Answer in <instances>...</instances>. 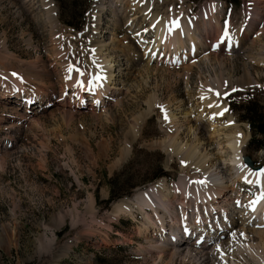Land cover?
<instances>
[{
  "label": "rangeland",
  "instance_id": "1",
  "mask_svg": "<svg viewBox=\"0 0 264 264\" xmlns=\"http://www.w3.org/2000/svg\"><path fill=\"white\" fill-rule=\"evenodd\" d=\"M158 1L161 15L174 8L193 23L210 4H222L215 11L220 31L235 37L241 26L238 44L214 46L212 30L195 53L184 46L174 59L146 11L129 0L102 7L98 0H51L58 30L45 1L0 0V264H256L237 249L248 242L244 231L258 242L260 217L243 220L239 210L259 185L233 183L227 138L238 131L243 166L264 170V148L250 141L264 137L257 127L264 123V60L257 56L264 50V0ZM249 10L260 14L247 30ZM98 64L111 65L112 75L100 99L90 83ZM214 79L224 92L205 88ZM210 91L226 103L225 114H215ZM170 138L196 145L223 175L219 203L235 204L229 220L222 216L226 228L214 222L219 208L201 207L195 221L190 205L176 235L168 217L163 226L147 225L156 214L137 207V195L160 180L166 193H178L182 176L200 173L162 148ZM112 189L121 195L111 199ZM120 200L131 211L117 214ZM59 248L66 252L57 256Z\"/></svg>",
  "mask_w": 264,
  "mask_h": 264
},
{
  "label": "bare ground",
  "instance_id": "2",
  "mask_svg": "<svg viewBox=\"0 0 264 264\" xmlns=\"http://www.w3.org/2000/svg\"><path fill=\"white\" fill-rule=\"evenodd\" d=\"M44 1L46 2L45 8H44L46 11L45 14H47L48 20L51 22L52 28L57 29L59 25H58V21H56L57 19H56L55 8L52 6L51 0H43V3ZM129 1H131V3L130 2L129 3L131 4L130 7H132V9H137V10L139 9L141 12L143 11V13L144 11H146L145 14L148 17L147 19H149V23L151 24L154 23L153 31H154V35L156 39L160 42L162 41L163 45L166 46V48L171 52L170 54L168 52V55L170 58L172 57V55L174 59L177 57H180L178 56L179 51L184 46H188L189 50H191L192 53H195V50L198 48L200 43L206 44L207 37L210 36L211 33H213L212 30L215 31V34H216L215 39H214V42H215L214 46L220 45L226 39L228 42L227 47L228 48L230 47L229 49H231V46L234 47L239 42L241 26L240 27L238 26L239 28L236 31L235 37H230L228 35V32L223 34L220 31L221 26H220L219 16H217L218 13L215 12L217 10L219 11L222 10V4L220 3L210 4V6L212 5V7H214L215 9L209 6L210 9L206 11L207 15L204 14V11H203L202 22L193 23V21H191L190 18H188L189 16L188 17H186L185 15L180 16L179 12H178V15H176L177 12L175 14L174 8H172L174 12L171 11L168 14L161 15L162 11L158 10L157 5L155 4V3L160 2L158 0H129ZM98 2L99 3H97L96 6L102 7L104 2H109L110 5L113 6L115 5V3L116 5L117 3H120L121 5L123 0H98ZM123 10H120L122 11V15L126 11L125 8ZM166 10H168V8ZM147 11H150V14L147 13ZM259 14L260 12L258 10L248 11V16H247L248 26L246 28L247 30H250L254 22L257 20L256 16ZM97 20L99 19L96 18V21ZM94 25H97V24H94ZM96 44H95V47L97 51H100V44H97L98 46H96ZM257 56L259 57V61L262 62L264 60V50L260 51L257 54ZM206 58H210V56H206ZM101 62L106 64L107 61L105 62L104 60V62L103 61ZM99 64L97 65V67L100 68V71L96 69L92 73V79L90 82L92 83V86L95 87V89L97 88L99 91L98 92L99 95L96 97L97 99L98 98L100 99L102 97L103 92H105L106 90L105 88L103 89L102 86L105 87L104 80H105V77H107L108 75L107 72H109V75L107 77L108 79H109V76H112L110 75L111 69L109 70L108 68L111 65L108 66L105 64L103 65H99ZM86 80H87V77H86ZM214 80L215 81H211L212 84H210L211 82H209V84H207L205 88L208 90H213L215 92H220V91L224 92L225 87L223 85V82L220 79H214ZM16 81L18 82L19 80L17 79ZM241 83H246V82L244 80ZM83 87L84 86L82 85L81 88ZM21 88L22 90H25V87H21ZM205 97H207L208 100H210V102L212 101L215 103L214 104L215 105L214 108L216 110L215 114H218V113L225 114V112L227 111V109L225 108L226 103L222 105L223 102L222 103L220 102L221 103L220 104L218 102L219 99L215 98L217 97L215 93H212L210 91L208 93V96L205 95ZM244 142L245 141L242 140L241 135H238V131H236L233 135H231L230 138H227L228 150L231 153L229 155L230 156L229 162L231 163V170H233L234 172H237V179H233V183L237 184V181L243 180V181L250 182L251 184H253L256 181L259 185V189L257 190V193L253 199L247 198L248 200H245L246 202L243 201V205L241 206L239 212L242 215L243 220L249 219L251 216L253 217L256 215L260 217L261 223L259 224L260 227L254 230L256 235H258V242H249L247 232L244 231L243 237L244 238L246 237L248 242L239 245L237 250L240 255L242 256L247 255L254 263L264 264V227H263L264 226V170H261L260 172H255L253 170H250V168L243 166L244 164H243L242 156L244 155L242 152V145L244 144ZM162 148H164L167 152H169V154L179 155L180 159L182 160V162H184L185 165L192 166V168H198L199 170L198 172L200 173H197L195 171L196 172L195 177L192 180L191 179L188 180L187 176H182L177 185L178 187L177 190H179L178 193H174L172 195L171 193L170 194L166 193V188H165L166 184L164 183V180H160L159 183L153 184L151 186L150 191L148 192L146 191L144 193L137 195L136 196V206L141 209L142 208L144 209L145 207L150 206L153 209L154 214H156V215H151L148 217L147 225L153 224V223H157V224L161 223L163 226V222L168 217L169 218L168 221L170 222L171 229H172L171 234L176 235L178 233L176 226H175L176 222H180L181 220H184V221L186 220L188 216L187 207L190 205L193 212L195 211V213H193V215H195L194 216L195 221L197 220V218L198 219L200 218V215L198 213L201 212L200 211L201 207L206 208V211L210 208H219L220 212L217 215L213 216L214 222L215 224H217L218 227L223 226L226 228L229 222L227 221L228 223H225L222 216H225L226 219L228 218L229 220L230 219L229 216L231 215L229 213L232 208L235 209V204L232 202H229L228 198H226V201L224 203H221V201L219 203L218 198L221 196L222 192L224 191L227 185H223V182H224L223 175L219 173L218 171L215 172L214 170H212V165L209 166L207 164L206 161L209 158L208 155L199 153L196 145L190 148H186V146L181 145L178 142V140H176V138L174 139L170 138L167 142H164L162 145ZM176 202L181 204L180 212H177L176 210V206H175ZM131 208L132 206L129 205L124 200H120V202L116 205L117 214L123 211H131ZM161 209H163V211H161ZM160 211L162 214L160 213ZM3 244H4L3 242L2 243L0 242V245H3ZM187 254L189 256L191 254V251L188 250Z\"/></svg>",
  "mask_w": 264,
  "mask_h": 264
},
{
  "label": "trees",
  "instance_id": "3",
  "mask_svg": "<svg viewBox=\"0 0 264 264\" xmlns=\"http://www.w3.org/2000/svg\"><path fill=\"white\" fill-rule=\"evenodd\" d=\"M69 26H75V27H79L80 25H81V23L82 22H79V23H73V22H70V21H68V20H64ZM253 140H255L256 142H255V144H256V146L257 147H263L264 148V137L262 138H258V137H253V138H251V140L250 141H252L253 142ZM121 194H119V195H115V193H114V190L112 189L111 190V194H110V196L109 197H111V199L113 198V197H115V198H117V197H119ZM97 200H98V198H97Z\"/></svg>",
  "mask_w": 264,
  "mask_h": 264
},
{
  "label": "water",
  "instance_id": "4",
  "mask_svg": "<svg viewBox=\"0 0 264 264\" xmlns=\"http://www.w3.org/2000/svg\"><path fill=\"white\" fill-rule=\"evenodd\" d=\"M257 127H259L258 130L264 134V123L259 122V123L257 124ZM245 161L248 162L250 165H252V161L250 160L249 155L245 156ZM54 225H55V224H54ZM65 252H66V250H64L63 248H59L58 251L56 252V255H57V256H60V255H62V254L65 253ZM56 261H57V259L54 260V263H55Z\"/></svg>",
  "mask_w": 264,
  "mask_h": 264
}]
</instances>
